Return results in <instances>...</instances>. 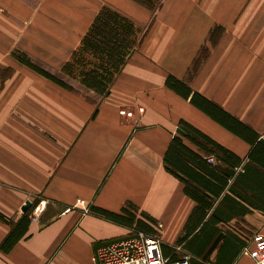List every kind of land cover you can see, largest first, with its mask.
<instances>
[{
	"label": "crops",
	"instance_id": "0c3cea01",
	"mask_svg": "<svg viewBox=\"0 0 264 264\" xmlns=\"http://www.w3.org/2000/svg\"><path fill=\"white\" fill-rule=\"evenodd\" d=\"M151 1L0 0V213L14 223L30 218L26 234L0 249V264H96L98 246L135 232L90 208L121 213L129 204L136 218L155 220L144 219L167 258L253 264L246 249L255 234L264 236V159L250 160L254 145L165 81L182 80L264 143V0ZM105 5L146 32L106 97L65 90L12 56L20 50L58 72ZM181 119L241 158L207 212L206 219L213 211L223 216L207 226L214 235L193 240L199 254L176 243L197 204L163 164ZM9 231L0 220V244Z\"/></svg>",
	"mask_w": 264,
	"mask_h": 264
},
{
	"label": "trees",
	"instance_id": "16d2710c",
	"mask_svg": "<svg viewBox=\"0 0 264 264\" xmlns=\"http://www.w3.org/2000/svg\"><path fill=\"white\" fill-rule=\"evenodd\" d=\"M137 1L147 6L152 5L151 0ZM145 33L136 28L128 16L105 5L94 17L80 46L58 72L47 69L20 50H14L12 56L21 64L65 90L75 92L81 88L84 94L91 92L102 99L110 93L116 76L121 72L130 55L141 44ZM75 83L78 86H75ZM165 85L224 128L254 145L248 157L250 160L264 159L263 150L255 151L260 145L264 147V143L257 141L256 133L246 125L229 116L220 107L194 92L182 80L174 76L169 75ZM212 161L220 162L221 165H214ZM163 164L165 171L183 184L184 193L197 204L187 220L182 236L176 243L182 244L187 252L199 254L200 247L195 245L193 240L199 235L208 239L214 235L215 230H207V226L219 222L223 216L213 211L206 219L207 212L212 208L215 198L219 196L228 178L235 174V169L241 164V158L181 119L165 150ZM136 209L134 205L129 204L127 208L122 209L121 213H113L98 207H91L90 212L118 225L131 228L134 232L151 237L157 235L153 227L144 219L153 223L155 220L146 213H141L142 218H136L134 214ZM0 220L10 225L9 233L0 244V249L7 252L26 234L30 218L28 214H24L14 223L0 213ZM219 240L221 235L217 236L205 255L216 248ZM161 250L167 258L168 251H165V248Z\"/></svg>",
	"mask_w": 264,
	"mask_h": 264
},
{
	"label": "built area",
	"instance_id": "2783aa9c",
	"mask_svg": "<svg viewBox=\"0 0 264 264\" xmlns=\"http://www.w3.org/2000/svg\"><path fill=\"white\" fill-rule=\"evenodd\" d=\"M138 113H144L142 107ZM121 115L135 120L132 111L121 110ZM85 208V207H84ZM84 212H88L85 208ZM253 264H264V236L257 233L252 238V246L246 249ZM96 264H190L188 253H182L176 260L164 257L161 250V240L158 235L146 236L135 232L128 238L113 241L98 246L94 251Z\"/></svg>",
	"mask_w": 264,
	"mask_h": 264
},
{
	"label": "water",
	"instance_id": "95a60500",
	"mask_svg": "<svg viewBox=\"0 0 264 264\" xmlns=\"http://www.w3.org/2000/svg\"><path fill=\"white\" fill-rule=\"evenodd\" d=\"M31 203L28 201L26 202V206L23 207V212H26V210L30 207Z\"/></svg>",
	"mask_w": 264,
	"mask_h": 264
},
{
	"label": "rangeland",
	"instance_id": "374dc122",
	"mask_svg": "<svg viewBox=\"0 0 264 264\" xmlns=\"http://www.w3.org/2000/svg\"><path fill=\"white\" fill-rule=\"evenodd\" d=\"M159 237V236H158ZM160 238V237H159Z\"/></svg>",
	"mask_w": 264,
	"mask_h": 264
}]
</instances>
